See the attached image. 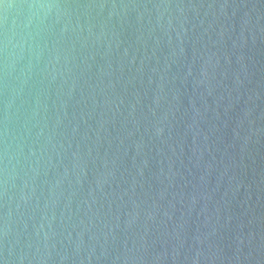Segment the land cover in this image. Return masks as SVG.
I'll return each instance as SVG.
<instances>
[{
	"label": "water",
	"instance_id": "obj_1",
	"mask_svg": "<svg viewBox=\"0 0 264 264\" xmlns=\"http://www.w3.org/2000/svg\"><path fill=\"white\" fill-rule=\"evenodd\" d=\"M0 264H264V0H2Z\"/></svg>",
	"mask_w": 264,
	"mask_h": 264
},
{
	"label": "clouds",
	"instance_id": "obj_2",
	"mask_svg": "<svg viewBox=\"0 0 264 264\" xmlns=\"http://www.w3.org/2000/svg\"><path fill=\"white\" fill-rule=\"evenodd\" d=\"M0 2H2V0H0Z\"/></svg>",
	"mask_w": 264,
	"mask_h": 264
}]
</instances>
